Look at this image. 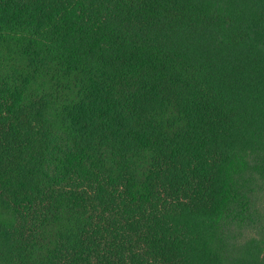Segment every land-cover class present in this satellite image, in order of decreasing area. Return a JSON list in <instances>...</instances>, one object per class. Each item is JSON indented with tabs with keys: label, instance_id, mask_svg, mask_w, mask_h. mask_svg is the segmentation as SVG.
<instances>
[{
	"label": "trees",
	"instance_id": "trees-1",
	"mask_svg": "<svg viewBox=\"0 0 264 264\" xmlns=\"http://www.w3.org/2000/svg\"><path fill=\"white\" fill-rule=\"evenodd\" d=\"M264 0H0V264H264Z\"/></svg>",
	"mask_w": 264,
	"mask_h": 264
},
{
	"label": "rangeland",
	"instance_id": "rangeland-1",
	"mask_svg": "<svg viewBox=\"0 0 264 264\" xmlns=\"http://www.w3.org/2000/svg\"><path fill=\"white\" fill-rule=\"evenodd\" d=\"M263 206H264V204H263Z\"/></svg>",
	"mask_w": 264,
	"mask_h": 264
}]
</instances>
